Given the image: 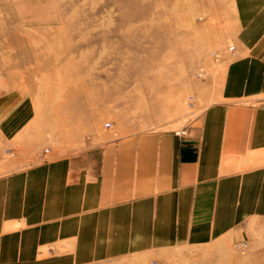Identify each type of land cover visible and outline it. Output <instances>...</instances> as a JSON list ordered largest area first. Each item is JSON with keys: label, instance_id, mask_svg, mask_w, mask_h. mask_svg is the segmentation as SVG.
<instances>
[{"label": "crops", "instance_id": "1", "mask_svg": "<svg viewBox=\"0 0 264 264\" xmlns=\"http://www.w3.org/2000/svg\"><path fill=\"white\" fill-rule=\"evenodd\" d=\"M228 4L220 80L202 85L179 134H106L29 165L0 159V264L157 263L176 247L243 242L264 220V0ZM20 106L0 117V138L24 131Z\"/></svg>", "mask_w": 264, "mask_h": 264}, {"label": "rangeland", "instance_id": "2", "mask_svg": "<svg viewBox=\"0 0 264 264\" xmlns=\"http://www.w3.org/2000/svg\"><path fill=\"white\" fill-rule=\"evenodd\" d=\"M229 7L228 0H0V117L17 100L24 128L0 138V150L12 153L2 159L26 156L29 165L106 134L180 133L197 115L202 85L220 80L217 59L234 31ZM243 242L176 247L157 264H264V220L251 223Z\"/></svg>", "mask_w": 264, "mask_h": 264}, {"label": "built area", "instance_id": "3", "mask_svg": "<svg viewBox=\"0 0 264 264\" xmlns=\"http://www.w3.org/2000/svg\"><path fill=\"white\" fill-rule=\"evenodd\" d=\"M226 48L229 52H233V48L231 46H227ZM212 56H215V55H212ZM192 104L193 103H192V99H191L190 103H189V107H192ZM103 127L106 129V128H110L111 126L109 125V123H106ZM47 152H49V150L44 151L43 154H47ZM11 154L12 153L10 152L9 149H2V150H0V159H2L4 156L11 157ZM246 248H247L246 242L238 243L234 246L235 251L239 252V253H242ZM150 264H157V263L154 262V263H150Z\"/></svg>", "mask_w": 264, "mask_h": 264}]
</instances>
